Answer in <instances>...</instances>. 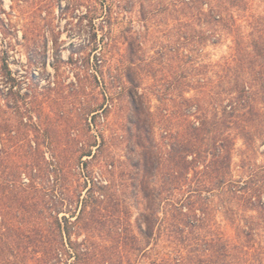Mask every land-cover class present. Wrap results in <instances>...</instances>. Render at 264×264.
<instances>
[{
	"label": "trees",
	"instance_id": "1",
	"mask_svg": "<svg viewBox=\"0 0 264 264\" xmlns=\"http://www.w3.org/2000/svg\"><path fill=\"white\" fill-rule=\"evenodd\" d=\"M92 1L100 2L79 3L91 6L96 16L97 5ZM216 1L173 0L175 11H188L193 21L202 22L203 42L226 39L230 47L220 62L197 74L198 87L183 118L173 123L160 115L158 127L167 143L153 157L146 150L142 154L138 179L131 184L141 207L133 226L117 216L98 218L112 202L114 190L88 174L85 184L91 187L76 216L77 208L62 192L58 158L49 162L38 148L32 150L23 108L11 107L10 100L0 104V264H69L72 255V264H91L92 231L81 243L72 240V234H78L71 228L84 209H92L87 213L92 223L108 225L107 235L115 246V260L99 254L95 264H264V8L256 13L257 2L264 6V0ZM101 3L107 4L103 13L110 22L112 9L122 2ZM93 21L91 17L90 25ZM6 26L0 21L3 38ZM91 28L95 52L107 43L102 35L99 47L96 28ZM106 55L95 54L97 83V74L110 61ZM117 57L109 70L115 69L119 79L123 76L137 93L139 86L129 75L132 59L123 54ZM12 75L3 63L0 83L8 88L6 96L17 85ZM17 96L23 100L27 93L22 96L18 91ZM101 99L92 114L110 101L105 91ZM131 103L140 129L147 120L138 118L137 105L134 100ZM84 157L92 160L96 155L81 154L80 160ZM154 172L160 182L150 191L148 178ZM65 202L71 217L60 218Z\"/></svg>",
	"mask_w": 264,
	"mask_h": 264
},
{
	"label": "rangeland",
	"instance_id": "2",
	"mask_svg": "<svg viewBox=\"0 0 264 264\" xmlns=\"http://www.w3.org/2000/svg\"><path fill=\"white\" fill-rule=\"evenodd\" d=\"M118 1L122 4L112 9V17L118 21L106 22L108 15L103 10L107 4L101 0L97 4L92 1L93 6L97 5L96 16L91 6H80L79 0H0V21L7 25V36L3 38L0 33V68L6 63L17 83L9 96L6 85L0 83V104L10 100L11 107L23 108L32 150L38 148L49 162L52 157L58 158L63 175L62 192L70 198L72 207L77 208L76 216L91 187L90 183L85 184L84 176L89 175L88 178L113 186L114 190L106 211L96 212L98 218L117 216L133 226L141 207L131 184L138 179L142 154L146 150L153 157L167 143L158 127L160 115L169 117L173 123L180 116L183 118L195 94L193 90L198 87L197 74L220 62L227 55L230 42L226 39L216 44L203 42L202 22L193 21L188 11H175L173 0ZM263 8L257 2L256 13ZM204 10H208L207 5ZM82 16H87L83 22ZM91 17L99 47L103 46L102 35L107 43L95 52L91 44L94 38ZM101 26L106 27L103 33ZM129 31L132 37H128ZM80 47L84 48L82 53ZM96 53H106L110 60L97 74L98 83L93 77ZM117 54L132 59L129 75L139 86L137 93L123 76L119 79L115 69L109 70L108 65L116 63ZM18 91L27 96L22 100L17 96ZM104 91L110 98L109 104L92 114L102 104ZM132 100L137 105L138 118L147 120L140 129ZM183 124L182 127L186 126ZM88 152L96 157L80 160L81 154ZM237 161L234 157V162ZM155 175L154 172L148 178L150 191L160 182ZM68 206L65 202L60 218L71 217ZM89 210L92 211L84 209L80 220L71 228L78 234H72V240L81 243L92 231L91 264H95L99 254L115 260V246L107 235L108 225L100 226L88 220L92 217L87 215ZM73 260L72 255L68 263L72 264Z\"/></svg>",
	"mask_w": 264,
	"mask_h": 264
}]
</instances>
